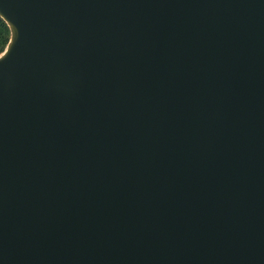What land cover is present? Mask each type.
Masks as SVG:
<instances>
[{"label": "water", "instance_id": "95a60500", "mask_svg": "<svg viewBox=\"0 0 264 264\" xmlns=\"http://www.w3.org/2000/svg\"><path fill=\"white\" fill-rule=\"evenodd\" d=\"M0 18V264H264V0Z\"/></svg>", "mask_w": 264, "mask_h": 264}, {"label": "trees", "instance_id": "16d2710c", "mask_svg": "<svg viewBox=\"0 0 264 264\" xmlns=\"http://www.w3.org/2000/svg\"><path fill=\"white\" fill-rule=\"evenodd\" d=\"M10 38V31L6 23L0 18V54L4 51Z\"/></svg>", "mask_w": 264, "mask_h": 264}]
</instances>
